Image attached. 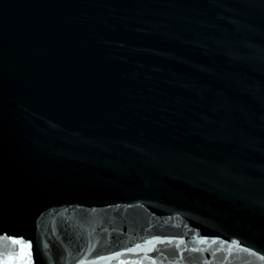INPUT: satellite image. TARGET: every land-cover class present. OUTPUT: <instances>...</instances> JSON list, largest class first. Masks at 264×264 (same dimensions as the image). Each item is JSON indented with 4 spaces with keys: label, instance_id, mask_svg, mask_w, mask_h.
I'll use <instances>...</instances> for the list:
<instances>
[{
    "label": "water",
    "instance_id": "obj_1",
    "mask_svg": "<svg viewBox=\"0 0 264 264\" xmlns=\"http://www.w3.org/2000/svg\"><path fill=\"white\" fill-rule=\"evenodd\" d=\"M9 236L264 264V0H0V261Z\"/></svg>",
    "mask_w": 264,
    "mask_h": 264
},
{
    "label": "snow or ice",
    "instance_id": "obj_2",
    "mask_svg": "<svg viewBox=\"0 0 264 264\" xmlns=\"http://www.w3.org/2000/svg\"><path fill=\"white\" fill-rule=\"evenodd\" d=\"M8 239L11 240V243L13 245L18 246V251L16 249H12L11 252H6L5 258L0 261V264H33L32 262V252H31V244H26L22 238H14L9 236ZM158 239V238H154ZM164 241H161L163 243ZM204 241H201L203 243ZM145 243L151 245L153 243V240H148ZM168 243H172L171 240L168 241ZM182 243V242H181ZM235 243V241H233ZM136 248H141L140 244L135 245ZM179 247V245H177ZM127 251L131 252L134 251V249H127ZM193 251H197V249H193ZM121 253H115L114 257H101V259H113L116 257H119ZM121 264H125V262H121Z\"/></svg>",
    "mask_w": 264,
    "mask_h": 264
}]
</instances>
